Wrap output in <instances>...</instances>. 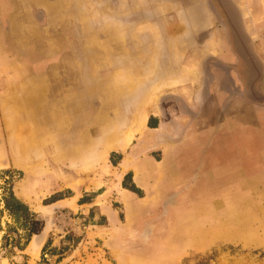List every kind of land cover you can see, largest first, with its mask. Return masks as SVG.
<instances>
[{"label":"crops","instance_id":"obj_1","mask_svg":"<svg viewBox=\"0 0 264 264\" xmlns=\"http://www.w3.org/2000/svg\"><path fill=\"white\" fill-rule=\"evenodd\" d=\"M0 170L115 240L264 204V0H0Z\"/></svg>","mask_w":264,"mask_h":264},{"label":"rangeland","instance_id":"obj_2","mask_svg":"<svg viewBox=\"0 0 264 264\" xmlns=\"http://www.w3.org/2000/svg\"><path fill=\"white\" fill-rule=\"evenodd\" d=\"M109 160L116 163L117 154ZM21 180L19 171L0 170V264H264V204L248 199L240 211L231 207L227 212L223 204L201 208L196 214L183 215L177 230L170 222H162L161 215L162 221L154 226L130 230L125 239L115 240L113 234L104 237L98 232L105 217L91 206L97 194H104V187L82 198L89 206L55 207V194L33 201L32 211L39 207L35 215L43 223L41 230L45 229L43 245L32 248V236L19 249L25 232L5 211L3 197L9 191L15 196ZM98 203L110 205L123 220L111 193Z\"/></svg>","mask_w":264,"mask_h":264},{"label":"trees","instance_id":"obj_3","mask_svg":"<svg viewBox=\"0 0 264 264\" xmlns=\"http://www.w3.org/2000/svg\"><path fill=\"white\" fill-rule=\"evenodd\" d=\"M123 186L140 193L133 185H126L123 181ZM3 207L7 214L12 218V220L25 232V241L19 247V249H24L25 246L30 241L34 234H37L42 229L43 223L41 220L37 219L35 213L30 211L29 207L19 200L12 191H9L3 197ZM6 239V237L4 236Z\"/></svg>","mask_w":264,"mask_h":264},{"label":"water","instance_id":"obj_4","mask_svg":"<svg viewBox=\"0 0 264 264\" xmlns=\"http://www.w3.org/2000/svg\"><path fill=\"white\" fill-rule=\"evenodd\" d=\"M65 205V203H63V202H57V203H54V206L55 207H57V206H60V207H62V206H64ZM53 206V205H52ZM51 206V207H52ZM44 235H45V229H43V230H41L38 234H36V235H34L33 237H32V240L31 241H34V239L35 238H39V237H41V241L39 242V244H38V246L41 244V242H42V240H43V238H44ZM37 246V247H38Z\"/></svg>","mask_w":264,"mask_h":264},{"label":"bare ground","instance_id":"obj_5","mask_svg":"<svg viewBox=\"0 0 264 264\" xmlns=\"http://www.w3.org/2000/svg\"><path fill=\"white\" fill-rule=\"evenodd\" d=\"M40 239H41V237L35 238L34 241H31L30 242L31 247L36 248L38 246L39 242L41 241Z\"/></svg>","mask_w":264,"mask_h":264}]
</instances>
